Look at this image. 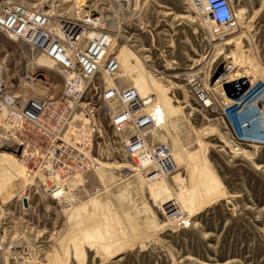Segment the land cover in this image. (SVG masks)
<instances>
[{
	"label": "rangeland",
	"instance_id": "374dc122",
	"mask_svg": "<svg viewBox=\"0 0 264 264\" xmlns=\"http://www.w3.org/2000/svg\"><path fill=\"white\" fill-rule=\"evenodd\" d=\"M231 2L243 10V26L221 40L184 0L125 5L121 30L136 50L115 47L119 82L156 95V116L165 123L155 142L187 156L167 178L146 183L122 167L111 181L101 167L74 180L69 207L46 197L31 167L17 159V147L0 140V264H264V147L235 150L225 108L235 82L257 86L264 75V0ZM28 51L0 31V72L23 96L36 93L21 82L26 70L35 71L23 55ZM36 56L59 92L63 81L53 63ZM189 71L211 91L210 108L198 107L174 78ZM170 201L177 215L166 210ZM181 215L185 224L178 223Z\"/></svg>",
	"mask_w": 264,
	"mask_h": 264
},
{
	"label": "built area",
	"instance_id": "2783aa9c",
	"mask_svg": "<svg viewBox=\"0 0 264 264\" xmlns=\"http://www.w3.org/2000/svg\"><path fill=\"white\" fill-rule=\"evenodd\" d=\"M130 1L0 2V31L27 45L29 51L23 55L35 71L26 70L21 82L25 90L36 92L31 96L13 93L0 72L1 132L12 138L8 140L17 147V159L31 167L45 196L65 205L76 201L74 180L78 174L98 171L106 159L120 163L122 157L127 158L124 165L133 167L146 183L167 178L176 169L171 148L154 140L155 130L165 123L153 112L156 95H142L134 86H122L118 79L115 46L124 43L136 50V44L121 30L125 5ZM184 2L213 35L236 26L231 0ZM38 54L47 57L61 77L59 92L52 90L55 83L39 71ZM174 78L183 81L201 109L215 104L198 72ZM251 81L243 79L226 92L235 150L243 145L264 147V117L257 103L264 101V83L254 87ZM250 112L252 117L246 118ZM178 223H186L183 215Z\"/></svg>",
	"mask_w": 264,
	"mask_h": 264
},
{
	"label": "bare ground",
	"instance_id": "6f19581e",
	"mask_svg": "<svg viewBox=\"0 0 264 264\" xmlns=\"http://www.w3.org/2000/svg\"><path fill=\"white\" fill-rule=\"evenodd\" d=\"M72 1V0H71ZM83 1H85V0H75L74 1V4H78V3H80V2H83ZM86 1H91V0H86ZM237 22H236V26H234V27H232L231 28V30L229 31L230 33L227 35V36H230V35H232L233 33H234V31L236 30V29H238V28H240V27H242L243 26V10L242 9H239L237 12ZM223 34H221L220 36H217V37H219L217 40H221L222 38H220L221 36H222ZM227 41H229V40H227ZM226 43V42H225ZM228 43V42H227ZM117 46V45H116ZM115 46V47H116ZM115 49V48H114ZM117 56V55H116ZM130 55H128V56H124L123 55V57H125V58H128L129 60L130 59H132L133 60V58L132 57H129ZM44 58H46V57H44ZM118 58V57H117ZM47 60H48V58H46ZM42 59H40V62H42L41 61ZM128 60V61H129ZM43 62H45L46 63V61H44L43 60ZM132 62V61H131ZM52 63V62H51ZM45 68V67H44ZM50 68H52V66H50ZM249 76V75H248ZM174 77V76H173ZM238 82H241V81H238ZM238 82H235V83H238ZM254 82V81H253ZM234 83V84H235ZM260 83H264V75L262 76V78H261V80L259 81V83L258 84H260ZM231 84H233V83H229V85H231ZM223 85H226V86H228L227 84H223ZM223 87V86H222ZM255 87V86H254ZM261 100V99H260ZM260 100H257V103H258V105H259V107H260V109L262 110V114H263V117H264V101H260ZM164 103V102H163ZM165 105V104H164ZM156 103H155V106L153 107V112H155V110H156ZM155 115H156V112H155ZM156 118H157V120H158V116H156ZM241 119V118H240ZM159 121V120H158ZM0 127H4V124H3V122H2V120L0 119ZM4 137H3V139H2V137L0 138V140H2L1 141V143H4V142H8L9 140L11 141V139L12 138H7V136H6V134H2ZM9 137V136H8ZM9 139V140H8ZM9 141V143H4V146H10V144L12 145V143ZM1 143H0V145H1ZM6 144V145H5ZM173 152H175V151H173ZM172 152V153H173ZM191 154H193V153H190L189 155H191ZM188 155V154H187ZM174 158H175V161H176V169H175V172H176V170H177V168H179L181 165H183L185 162H186V160H187V156H186V153H183L182 155L177 151L174 155ZM102 166L104 167V168H106V169H108L109 171H111V172H108L109 173V179H111V181H116V180H113V178H112V172H114V170L115 169H122V167H125V170H127L128 171V173L126 174V175H129V172H132L133 173V167H131V166H127V165H124V164H121V163H106V162H102ZM80 176H83V175H81V174H78V176L75 178V179H77V178H79ZM114 177H115V175H114ZM115 179V178H114ZM69 198H73V195H71V193H70V195H69ZM68 198V199H69ZM67 205H69V207H72L73 205L72 204H67ZM166 209H168V212H172L171 213V215H175L176 213H178V212H180L179 210H178V207H176V205H175V201L174 202H167L166 203Z\"/></svg>",
	"mask_w": 264,
	"mask_h": 264
},
{
	"label": "crops",
	"instance_id": "0c3cea01",
	"mask_svg": "<svg viewBox=\"0 0 264 264\" xmlns=\"http://www.w3.org/2000/svg\"><path fill=\"white\" fill-rule=\"evenodd\" d=\"M243 117H244V115H243ZM240 118L242 119V115L240 116ZM241 119H240V120H241Z\"/></svg>",
	"mask_w": 264,
	"mask_h": 264
},
{
	"label": "water",
	"instance_id": "95a60500",
	"mask_svg": "<svg viewBox=\"0 0 264 264\" xmlns=\"http://www.w3.org/2000/svg\"><path fill=\"white\" fill-rule=\"evenodd\" d=\"M43 77V76H42Z\"/></svg>",
	"mask_w": 264,
	"mask_h": 264
}]
</instances>
